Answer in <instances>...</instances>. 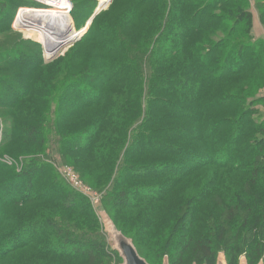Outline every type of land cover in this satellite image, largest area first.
I'll use <instances>...</instances> for the list:
<instances>
[{
	"label": "rangeland",
	"instance_id": "rangeland-1",
	"mask_svg": "<svg viewBox=\"0 0 264 264\" xmlns=\"http://www.w3.org/2000/svg\"><path fill=\"white\" fill-rule=\"evenodd\" d=\"M48 1L0 0V264H121L102 212L149 264H264V0Z\"/></svg>",
	"mask_w": 264,
	"mask_h": 264
},
{
	"label": "bare ground",
	"instance_id": "bare-ground-1",
	"mask_svg": "<svg viewBox=\"0 0 264 264\" xmlns=\"http://www.w3.org/2000/svg\"><path fill=\"white\" fill-rule=\"evenodd\" d=\"M34 1L44 5L47 4V6L51 8L54 7V4L53 6L49 5L51 3H49L48 0ZM55 2H57L55 6L56 8H58V11L56 10L57 12L64 13L63 9H66V7L70 6L69 0H56ZM47 13H49L47 10L41 11L35 8L22 7L18 11L16 24L28 30L34 29L38 34H41L43 37L46 53L49 55H53L61 47L72 42L74 32L65 21L58 18L48 17ZM79 35L77 37H79Z\"/></svg>",
	"mask_w": 264,
	"mask_h": 264
},
{
	"label": "trees",
	"instance_id": "trees-1",
	"mask_svg": "<svg viewBox=\"0 0 264 264\" xmlns=\"http://www.w3.org/2000/svg\"><path fill=\"white\" fill-rule=\"evenodd\" d=\"M200 2H201V0H199ZM198 1V2H199ZM188 2H190V1H188ZM188 2H186V0H185V2L184 3H188ZM37 5V4H36ZM218 8H227V6H228V2H226V1H224V0H219V3H218ZM213 8H215L214 6H212L211 7V9H213ZM1 9V11H3L4 9H3V7L2 8H0ZM203 14H204V10L202 11V12H199L198 13V15L197 14H195V16H196V21H198L200 18H202V16H203ZM208 16V15H207ZM201 24H202V22L200 23V24H197V25H194L193 27L194 28H197V27H201ZM238 43H240V42H238ZM254 44L256 45V44H260V42H254ZM249 45V44H248ZM252 46V45H251ZM258 47H261V45H259ZM251 49V48H250ZM257 49V47H254L253 49H251V51L250 52H252V54H251V56H253V55H255V53H257V55H260L261 56V54H258V50H256ZM254 51V52H253ZM244 53V52H243ZM242 52H241V54L239 55V57H243L244 59H247V58H250L251 56L249 55V56H247L248 55V53L249 52H246L245 54H243ZM243 55V56H242ZM238 57V58H239ZM240 58V59H241ZM233 58H231L230 60H232ZM233 60V61H231V62H234V63H236L237 61L239 62V63H241V62H243V61H241V60ZM250 60H251V58H250ZM228 61V60H227ZM252 64H255V65H257V61H252L251 62ZM228 64V63H227ZM251 64V65H252ZM250 65H249V63H245V64H243V65H240V69H242V70H244V69H247L248 67H249ZM234 72V71H233ZM236 72H239V71H236ZM224 77V76H223ZM223 77H220V78H223ZM158 101L160 102L161 101V98H158ZM164 101H166L165 103H167V105H166V110H168V111H170L171 109H173L174 107H176L177 106V102L176 101H171V100H169V99H165ZM179 105V104H178ZM203 107H205V106H203ZM205 109H207V107L205 108ZM197 120H198V123L200 124L201 122H200V118H199V114L197 115ZM226 120V119H225ZM198 123H194V124H198ZM217 124H224V123H222V121H219ZM210 162H212V161H210ZM39 168H40V166H39ZM34 169V168H33ZM36 169V168H35ZM34 169V170H35ZM33 170V171H34ZM32 173V171H30L27 175H29V174H31ZM258 175V174H257ZM256 175V176H257ZM128 193H124V192H122L121 194H120V196H119V198H126V197H128ZM68 201H70V200H68ZM9 202H17L16 201V199L14 198L13 200H11V201H9ZM114 222V221H113ZM115 223V222H114ZM116 225V224H115ZM117 226V225H116ZM122 232V231H121ZM123 233V232H122ZM124 234V233H123ZM125 235V234H124ZM126 236V235H125ZM127 237V236H126ZM129 238V237H128ZM130 239V238H129ZM133 242V241H132ZM212 243V241L209 239V238H207V237H202V236H200L199 237V240L196 242V244H195V252H196V254L198 255V256H200L201 258H203V257H206V258H212L213 256H212V253H211V249H212V247H211V244ZM134 244V243H133ZM135 246V245H134ZM135 248H136V246H135ZM85 249H88V248H85ZM90 249V248H89ZM113 249V248H112ZM137 250V249H136ZM113 251H115L114 249H113ZM88 253V256H89V258H88V261H87V264H99V261H100V258H98V255H96V254H94L91 250L90 251H87ZM115 252H117V251H115ZM138 252V251H137ZM118 253V252H117ZM220 256V255H219ZM218 256V257H219ZM224 256V255H223ZM219 259V258H218ZM225 259H226V257H225ZM146 260V259H145ZM166 260H168V264H170V260L168 259V258H166V259H164V264H165V261ZM147 261V260H146ZM247 261V264H250L249 263V261L248 260H246ZM226 262H227V264H229L228 263V261H227V259H226ZM217 264H218V261H217ZM240 264V263H239Z\"/></svg>",
	"mask_w": 264,
	"mask_h": 264
},
{
	"label": "water",
	"instance_id": "water-1",
	"mask_svg": "<svg viewBox=\"0 0 264 264\" xmlns=\"http://www.w3.org/2000/svg\"><path fill=\"white\" fill-rule=\"evenodd\" d=\"M101 7L102 6H100V8ZM97 13L98 12H96V15ZM80 38L81 37L74 41H78ZM101 218L103 220L105 231L110 237V241L114 244L113 249L118 252L120 258L122 259L121 264H149L138 254L132 240L126 237L118 229L113 220L105 212L101 213ZM165 264H168V260L165 261ZM218 264H227L223 255L219 256ZM240 264H247V261L243 260Z\"/></svg>",
	"mask_w": 264,
	"mask_h": 264
},
{
	"label": "built area",
	"instance_id": "built-area-1",
	"mask_svg": "<svg viewBox=\"0 0 264 264\" xmlns=\"http://www.w3.org/2000/svg\"><path fill=\"white\" fill-rule=\"evenodd\" d=\"M75 31H76V30H75ZM76 34L78 35V32H76ZM79 37H81V35H79ZM79 37H78V38H79Z\"/></svg>",
	"mask_w": 264,
	"mask_h": 264
}]
</instances>
